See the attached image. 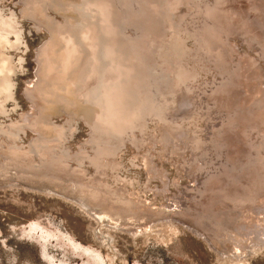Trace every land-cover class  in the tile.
Wrapping results in <instances>:
<instances>
[{
	"label": "rangeland",
	"instance_id": "obj_1",
	"mask_svg": "<svg viewBox=\"0 0 264 264\" xmlns=\"http://www.w3.org/2000/svg\"><path fill=\"white\" fill-rule=\"evenodd\" d=\"M84 1L55 0L60 10L57 15L49 13L52 11L49 7L32 8L33 0H0V14L4 15L8 27L11 24L16 27L19 36L10 33L9 40L18 38V43L16 47H6L5 50L12 56L15 73L12 75L13 97L6 102L5 109L0 114V149L13 143L15 147L12 151L27 152L38 141L47 139L48 143L35 152L36 158L45 159L48 149L65 158L64 161L59 160L60 163L69 165L73 161L66 156L78 152L90 155L96 153V149L97 159L102 164L98 168L95 162H90L87 157L82 158L84 171L88 175L100 176L104 183L115 182L116 187L127 183L140 196L135 200L139 201L138 205L158 208L161 215L148 221L147 226L137 232L140 233L138 235L129 228L113 226L109 222L112 227L101 226L85 209L75 207L73 204L78 205L76 202L58 195L57 191L26 188V184L19 181L20 175L11 180L2 178L0 264H264L262 242H250L244 249L234 251L226 244L217 245L216 248L209 244L211 233L217 234L222 230V224L227 228L231 227L230 223H223L220 214L233 217L232 224L244 218H253L252 222H259L264 218V173L260 170V167H264V154L261 159H253L252 156V147H260L261 141H257L264 139V105L260 102V105L254 104L256 97L264 102V0H201L208 4V8L204 6L201 30L206 38L211 36L214 40L222 39L224 43L221 44V49L230 54L227 63L223 64L228 72L225 68L222 73L215 66V63L222 62L219 51L210 48L214 52L210 53L215 62L198 56L194 37L189 35L196 24L190 18L189 4L192 0H173L175 3L172 15L180 20L179 36L187 55L180 58L173 54L171 58L177 64L180 61L185 65L180 69V83L187 80L190 71L197 72L195 78L189 81L190 87L200 90L194 102V117L188 120L173 117L170 120L158 115L161 107L159 96L163 90L154 92L148 81L145 85L146 93H135L133 86L138 77L132 80V85L122 88L125 101L118 108L104 105L102 100L95 103L90 97L85 100H79L76 94L70 97L65 93L68 85L64 82V87L58 86L57 90L62 96L58 111L42 117L51 125L65 127L69 132L65 138L53 139V136L39 129L34 121H30L34 112L27 103L25 90L30 88L35 79L38 62L43 63L51 56L44 57L39 51H50L53 48L54 44L49 38L52 26L61 23L65 30L74 28L72 22L76 25L84 22L79 7ZM86 1L91 6H98L99 12L104 15V23L106 17L111 18L110 29L104 23L105 26L101 23L99 25L104 35L113 34V38H117L114 47L127 58L134 52L143 53L142 59L146 62L145 76L149 80L152 76L149 68L155 58L148 41L152 37L161 38L162 29H165V34L168 33L172 20L163 15V9L173 1ZM134 2L138 4V9H133ZM235 2L240 6L238 9L247 11L249 21L244 22L238 14L233 15L232 9L227 11L228 5ZM114 6L118 8L119 15L114 12ZM100 7L103 9L100 10ZM117 23L120 24L118 27ZM91 28L87 26L81 31L71 30L87 35ZM64 34L66 35L65 32ZM68 41L63 49L56 48L59 55L64 54V62L58 64L51 59L47 64L51 69H59V72L64 69L66 78L70 67L65 56L70 55L71 49L81 50L84 55L89 56L84 83L86 87L94 78L89 66L92 64L95 68L91 61L95 51L84 40L77 46L70 39ZM122 41L127 43V49L129 47V52L127 50L125 54L126 46L121 49ZM177 64L174 63V66ZM175 80L176 77L173 78ZM55 86L53 84L50 88ZM180 86L176 85L177 104L174 110L168 109L173 114L187 113L189 95L194 94L190 90L183 91ZM127 93L133 94L127 98ZM92 95L98 100L97 94ZM32 97L36 101V112L41 116L46 106L44 100ZM210 108L218 113L211 111L210 118L206 121L203 113ZM96 114L100 116L97 118ZM135 118L138 122L132 126ZM246 120L251 122L250 126L245 123ZM12 122L20 125L14 129L18 132L16 139H11L4 132ZM180 124L187 126L189 135L199 137L201 148L207 155L211 140H214L219 148L218 157L208 155V163H201L204 162L203 155H195L196 152L202 153L201 149H193L188 145L174 154L170 145L167 144L164 148L161 141L165 137L161 131L165 130V136L170 135ZM179 128L181 132L183 128ZM258 149L260 153L264 152V147ZM2 158L5 160V157ZM112 159L116 162L111 165L109 160ZM233 167L237 173L230 175ZM54 179L60 180L59 177ZM83 179L85 182H81L80 186L93 182L88 178ZM116 193V190L111 192L113 195ZM203 209L214 218L204 220L210 229L197 223L198 230L205 235L201 238L193 232L190 221L182 216H196V210ZM110 236L111 243L103 246ZM99 241H103V245ZM205 243H208L210 249ZM215 249L223 252L229 250L240 257H221Z\"/></svg>",
	"mask_w": 264,
	"mask_h": 264
},
{
	"label": "bare ground",
	"instance_id": "obj_2",
	"mask_svg": "<svg viewBox=\"0 0 264 264\" xmlns=\"http://www.w3.org/2000/svg\"><path fill=\"white\" fill-rule=\"evenodd\" d=\"M105 1L106 3H109V0H105ZM110 1L112 2L113 0ZM33 2L34 3L32 8L49 7V9L52 10L49 11V13L52 14L55 13L57 15L58 13H60L59 8H57L55 4V0H33ZM218 2L220 1L218 0ZM174 3H175L174 1L172 3H168L169 5L163 9L164 10L163 15L169 20H172L170 29H168V33L165 34L164 33L165 29H162L163 35L161 38L156 39L152 37L148 41L150 45V49L153 51L155 58V62L152 65H150L149 68V70H151L150 72L152 75L150 76L149 80L145 76L146 62L142 59L143 53L140 54V51L134 52L133 54L129 55L128 57L129 59H128L123 55L122 51L114 47L116 45L115 40L117 38L116 37L113 38V34H109V35L103 34L102 27L99 24L101 23L103 26H105L104 24H106L107 29H110L111 27L109 26V23H112V20L108 16L105 18L106 22L104 23V17H103L104 15L99 12L97 8L98 6L96 5L91 6L89 2L86 0L84 2H81L79 7L81 13L83 14L84 22L83 21L80 22L79 25H76L74 22H72V25L74 27L71 28L72 30L77 29L78 31H81L85 27L91 26L92 28L91 30H89V34L87 33V35L86 34L80 35L78 34V32L72 31L70 28H66L64 30V27L62 26L61 23H59V25L54 24L52 26L51 33L49 35L50 41L54 44L53 48L50 51H44V52L43 50L39 51L40 54L43 53V55H45L44 57L49 55L51 56H49V59H47V61L44 59L45 62L43 63L40 61L38 62L35 73V79H33L34 81L31 83L30 88H27L25 90L27 103L30 104L31 109L34 112L32 117L30 118V121H34L39 129L43 130L50 136H53V139L65 138L66 137L65 135L69 133L66 131L65 127L51 125L50 123L46 122L44 119L50 114L58 111L59 107L62 104V98H61L62 96L60 95V93L57 92V90L59 89L58 86L64 87V82H65V84L68 85L67 86L68 91L65 93H68V96L70 97L75 94L78 96L79 100H85L86 97H90L92 98L91 100H93L95 103H99L98 101L102 100L101 102L104 101V105H108L113 108H118L125 101L124 98L125 95H123L124 90H122V88L125 89L126 87L132 85L133 84L132 80L134 78L136 79L137 77H138V81L135 83V86H133V90L135 93L137 94L146 93L145 85L148 81H149V85H151V88L154 92L156 90H158L159 92L161 91V89L163 90L161 92L162 94L159 96L161 107L159 108L158 115L164 116V118L166 119L170 118V120L173 117H181L184 120H188L194 117L195 109H196V107L194 106V102L196 101V98H198V94L200 93V90H196L190 87L189 81L195 78L197 72L195 70L190 71L187 80L184 83L182 81L180 83L178 80L180 78V69L181 68L183 69L185 65L183 64V62L180 61L177 64L171 58V55L173 54H176L177 56L179 55L178 57L180 58L183 57L184 55L185 56L187 55V53L185 54L182 39L179 36V32L181 29L179 24L180 20L177 19L174 15H172L173 13L172 9ZM132 5H133V9H138L139 7L138 4L135 2ZM223 5L226 8L225 3ZM104 6L105 5H103V7ZM189 6L191 10L190 11L191 22H193V24L196 23L195 26L192 27L191 33H189V35L194 37L193 42L195 43L196 52L197 54H199L198 56H203L206 59L215 62V60L213 59L214 57L210 53L212 52L214 54V52L210 51V48L213 47V49H217L219 51V55H222L219 56L221 57L222 62L215 63V66L217 68V71L219 73H222L223 69L226 68V67L224 68L223 64L227 63V60H229L228 56L230 54L229 52L227 53L221 49V44L224 43L222 39L219 38L218 40H214V38H212L211 36H208L206 38V34L203 33V31L201 30L203 28L201 27V24L204 23V19H203L204 6L208 8V4H204L203 1L201 0H192ZM228 6L229 8L228 9L226 8L227 11H229V9H232L233 15L238 14V16L241 19H243L244 22L248 20L249 17L246 16L248 14L246 13L247 11L241 8L238 9L239 5L236 4V2L231 3V6L230 5ZM103 7H100V10H102ZM244 7L246 8L247 6ZM114 12H116V14L119 15L118 8L115 7ZM81 13L79 15H81ZM227 13H231V12H227ZM111 17L114 20L113 16ZM117 17L115 19H117ZM12 18L13 16L10 17L11 21ZM117 24L118 27L120 24L119 23ZM7 25L8 23L7 20L4 19V15L0 14V114L3 113L6 106V102H8L13 97V88H14V84L12 82V75L15 73V66L13 65L11 60L12 56L11 55L9 56L5 50L7 49L6 47H12V48L16 47L18 43V38H16V40L14 41L12 40L10 41L8 35L10 33H15L16 37H19L16 31V27L13 24H11L9 27ZM64 32L66 33L67 36L64 34ZM68 39H70L71 43L75 46H77L76 44L83 42L82 40H84L87 43H89V45H91V48L95 51L93 52L95 56H93L91 59L93 65L95 64V68L92 67V64L91 66H89L91 67V70L94 74V78L86 87H84V83L86 82L85 76L87 75L85 73L88 69L89 56L84 55L83 52H81V50L79 51L75 48L74 50L71 49V53H69L70 55L65 56V59L68 61L67 62L68 66L70 67V69H67L69 75L66 78H64V69L60 70L59 72V69H55L53 67L51 69V66L47 64V62H50L51 59L56 61L58 64L59 62L61 63V61L64 62V54L59 55L58 51H56L57 50L56 48H58L59 50L63 49L64 46L69 42ZM207 39H210V42H207ZM122 46L123 47H121V49H125L126 46V51L124 50V54L127 53V50L129 52V47L127 49V43H125V41L122 43ZM91 48H89V50H91ZM135 54L137 55L135 56ZM133 55L135 57H133ZM94 59L96 63L94 62ZM173 62L177 64V66H174ZM225 70L226 72H228L227 68ZM242 70H244V68ZM175 77L176 80L173 81V78ZM53 84H56V86L50 88L53 86ZM177 84L181 85L180 87L181 89H183V91L190 90L192 91V93L194 92V94L189 95V100L191 104L189 102L187 106L189 108L187 109L188 111L185 114H173L171 111H168L169 108L171 110H174L173 108L177 104V98L175 94ZM82 85L83 88H81ZM92 93L97 94V97H99L100 99L98 98V100H96L97 99L96 96H93ZM31 94L33 96H36L38 99L43 98L44 100L46 106L41 116L38 114V111L36 112V101L34 100V97H32ZM127 94L128 96L127 95L126 96L128 98L129 95L133 93H127ZM254 99L256 100V102L254 103L255 105H260V104L264 105V102L263 100H261V98L256 97ZM211 111L214 113H218L217 110H214L212 108L205 110L203 115L205 116L206 121H208V119L210 118L209 113ZM96 116L98 118V116L100 115L96 114ZM224 116L225 115H223L222 118H224ZM245 118L247 117L245 116ZM99 120L101 119L99 118ZM137 122H138L137 119L134 120L132 126ZM245 123L248 124V126H250L251 124V122L250 121L247 122V120ZM18 126L20 127L19 123L12 122L11 124L8 125L7 130H5L4 132L11 139H16L18 136V132H16L14 129ZM129 126L132 127L131 125ZM179 127L183 128L181 132ZM175 130L177 132H175ZM175 130L173 133H171L170 135L167 134L166 136H165V130L161 131L164 133V137H165V139L161 141L162 146L164 148H166L167 144L170 145L172 153L174 154H178L182 148L188 145H190L193 149L196 148L201 149L202 153H198V152L195 153V155L196 154L203 155L202 160L204 162L201 163H208L206 161L208 155L209 156L214 155L218 157L219 148H218V144H216L214 140H211V145L209 147V152L207 155L204 149L201 148L202 146L200 145L199 137L189 135L188 128L185 124L177 125ZM249 132L247 131V133ZM260 141H261L260 147H256L255 145L252 147L253 159L254 158L261 159V157H263L262 155L264 154V152L262 151V153H260L258 148L262 149L264 147L262 145L264 144V139L262 140L260 138L257 141V143ZM47 143H48L47 139L38 141L37 143L34 144V147H32L30 151L22 152V153L12 151V149L15 147L13 143L8 144L5 147L3 146V149H0V179L4 178L11 180L16 178L15 176L20 175L21 177L19 178V181L25 183L27 186L26 188L36 187L38 189H46V190L49 189V191L50 190L57 191L58 195L67 197L79 205L78 206L73 204L75 207H82L90 215L92 216L94 215L98 217L101 224L105 222L106 223L109 222L113 226L129 228L131 231L134 232V234L139 232L140 229L146 227L148 221L150 222V220L152 219L155 220L160 217L161 213L158 208L148 205L142 206L137 204L139 201H135V200L137 198H140V196H138L137 193L133 190V187L132 188L128 187L126 185L127 183H124L116 187L114 186L115 182H113V184L108 182L104 183L102 182V178L100 176L96 174L88 175L86 171H84L82 158L87 157L90 160V162H95L98 168L102 164V162L98 161L99 159H97L96 155L98 154L95 147H94L95 149L94 152L96 153L93 154L91 153L92 155L91 154L87 155L85 153L81 154L78 152L72 156L70 155L66 156L67 158L68 157L71 158L73 161V164L69 165V164L60 163L59 160L64 161L65 158L62 156L55 155L53 151L48 149H46L47 157L45 159L38 160L35 156V152L38 151V149H40L41 147H44L45 144ZM243 145H245L244 141H243ZM249 146L251 147V145H248V147ZM162 151L163 150L160 151L161 154ZM2 157H5V160H3ZM54 159H57L58 162ZM112 162L115 163L116 160L114 159L109 160V163L111 165ZM222 163H224V161ZM132 164L134 165V161H132ZM233 169L234 170L230 171L231 172L230 175L232 173H237L236 168L233 167ZM260 170L264 173V167H260ZM2 175H5L7 177H2ZM55 177H59L60 180L54 179ZM83 178H88L93 182L80 186L81 182L84 181ZM131 184L133 186V183ZM114 190L117 191L115 195L111 194V192ZM195 213L196 216L198 217L196 216L188 217L185 214H183L182 217L190 221V225L193 232H195L201 238H204L205 235L200 233V230H198V227L196 225L198 223L204 226L206 229H210V226L207 225L206 224L207 222H205L204 220L206 219L213 220L214 217H212L209 212H204V209L196 210ZM219 216L222 219L223 223L228 222L231 224V227L227 228V226H222L223 225L222 224L221 225L222 230H220L217 234L211 233V237L209 238V244H211L212 246L215 247L217 245L226 244V246L229 245L230 249L234 251V250L244 249L246 246H248L247 244H249L250 242L264 243L263 217L259 220V222L257 220L256 221L254 220L255 222H252L253 218H244L242 220H237L232 224L233 217L230 216L226 217L223 214H220ZM258 228L260 230H257ZM100 244L103 245V241L100 242ZM205 244L210 249L208 243ZM227 251L231 252L229 250Z\"/></svg>",
	"mask_w": 264,
	"mask_h": 264
},
{
	"label": "water",
	"instance_id": "obj_3",
	"mask_svg": "<svg viewBox=\"0 0 264 264\" xmlns=\"http://www.w3.org/2000/svg\"><path fill=\"white\" fill-rule=\"evenodd\" d=\"M94 220H95V222H97V223H99L100 222V220H99V218L98 217H96V216H91ZM100 224H101V222H100ZM108 226L109 224L108 223H103V224H101V226ZM109 227H112V226H109ZM103 228V227H102ZM117 229H119V228H117ZM120 231H124V232H127V231H125L124 229H119ZM97 231L99 232V230L97 229ZM111 241H112V237L110 236L108 239H107V241H105L104 243H105V245H109L110 243H111ZM102 242V241H101ZM215 251L216 252H218V254L221 256V257H223V256H227L228 258H234V257H240L239 255H237V254H233V253H231V252H223V250H218V249H215Z\"/></svg>",
	"mask_w": 264,
	"mask_h": 264
}]
</instances>
